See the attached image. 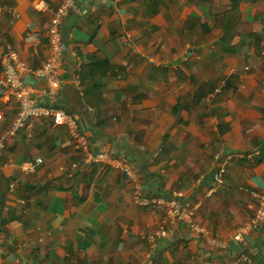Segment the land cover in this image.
Wrapping results in <instances>:
<instances>
[{
	"label": "crops",
	"instance_id": "1",
	"mask_svg": "<svg viewBox=\"0 0 264 264\" xmlns=\"http://www.w3.org/2000/svg\"><path fill=\"white\" fill-rule=\"evenodd\" d=\"M40 1L0 0V54L10 44L31 67L49 54L61 0ZM61 30L58 102L87 149L126 156L146 195L180 191L226 248L180 222L150 238L165 208L141 205L120 170L85 163L66 125L12 132L18 101L0 85V264H264L262 227L232 239L264 191V0H77ZM27 79L40 98L42 81Z\"/></svg>",
	"mask_w": 264,
	"mask_h": 264
},
{
	"label": "built area",
	"instance_id": "2",
	"mask_svg": "<svg viewBox=\"0 0 264 264\" xmlns=\"http://www.w3.org/2000/svg\"><path fill=\"white\" fill-rule=\"evenodd\" d=\"M77 0H61L52 9L47 27L49 54L36 67H31L24 61L17 51L10 44H4L0 54L1 79L0 85L8 88L18 101L15 116L11 122L12 132L20 131L26 137H30L36 122L40 118H48L57 125H66L70 130V135L82 148V157L85 163L97 162L107 164L111 168L120 170L129 180L132 191L136 199L143 206H163L165 208V218L158 227L155 234H149L150 238L166 233V222H180L187 229L199 235L207 237V242L217 248H226V242L208 236V229L194 218L195 207L188 205L181 199L180 191H173L169 196L146 195L142 184L141 176L135 164L122 154H115L108 150L90 152L87 149L86 137L80 132V127L75 115L67 111L58 102V79L55 70L60 66L68 45L62 35V25L76 5ZM38 8H48L47 3L40 1ZM28 39H35L34 33L27 35ZM28 77L42 81L43 87L40 98H34L33 83L28 81ZM2 115L0 113V120ZM4 147V136L0 134V154ZM42 162L41 157L27 159L21 162L20 168L25 173L34 172L38 164ZM1 168V165H0ZM224 167L220 166L212 173L213 181L216 185L223 182ZM9 189H13L14 183L8 182ZM251 195L257 200V209L254 216L246 223L242 224L233 234L232 239L236 242L242 241L250 231L262 227L264 229V191H251ZM241 261L250 262L247 256H240Z\"/></svg>",
	"mask_w": 264,
	"mask_h": 264
}]
</instances>
